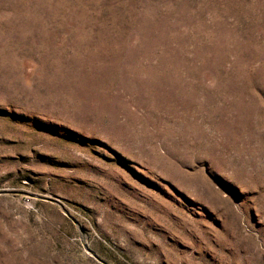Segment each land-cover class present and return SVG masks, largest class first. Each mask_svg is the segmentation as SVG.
<instances>
[{"label":"rangeland","instance_id":"obj_1","mask_svg":"<svg viewBox=\"0 0 264 264\" xmlns=\"http://www.w3.org/2000/svg\"><path fill=\"white\" fill-rule=\"evenodd\" d=\"M0 264H264V0H0Z\"/></svg>","mask_w":264,"mask_h":264}]
</instances>
